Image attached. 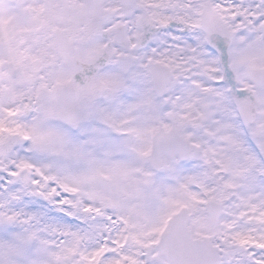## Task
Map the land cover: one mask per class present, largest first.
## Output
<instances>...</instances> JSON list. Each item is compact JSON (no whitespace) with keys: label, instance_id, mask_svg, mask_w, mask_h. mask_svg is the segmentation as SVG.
I'll return each instance as SVG.
<instances>
[{"label":"snow or ice","instance_id":"6c2138e0","mask_svg":"<svg viewBox=\"0 0 264 264\" xmlns=\"http://www.w3.org/2000/svg\"><path fill=\"white\" fill-rule=\"evenodd\" d=\"M0 264H264V0H0Z\"/></svg>","mask_w":264,"mask_h":264}]
</instances>
